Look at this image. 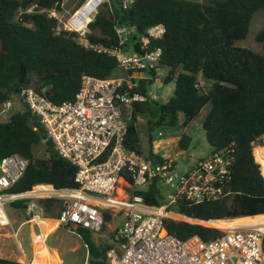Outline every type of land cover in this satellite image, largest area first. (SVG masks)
<instances>
[{"label":"trees","instance_id":"16d2710c","mask_svg":"<svg viewBox=\"0 0 264 264\" xmlns=\"http://www.w3.org/2000/svg\"><path fill=\"white\" fill-rule=\"evenodd\" d=\"M108 1L88 24L86 40L99 48L114 50L118 40L113 27L125 26L131 29L126 46H135L149 27L163 25L164 36L150 46L161 49L159 69L166 71L164 83L173 84L171 96L163 103L148 96L153 72L151 78L138 82L134 91L142 94L145 101L123 110L126 148L161 162L150 149L153 128H185L204 107L210 106L201 123L210 152L230 146L234 149L229 194L210 202H177L168 211L193 222L166 218V231L181 241L197 236L208 242L222 232L200 222L264 216V169L254 161L252 153V144L264 136V55L235 45L247 37L252 17L264 10V0H133L125 9L121 0ZM62 2L0 0V108L24 87L59 105L75 99L82 76H114L118 69L114 56L86 48L77 34L60 30L58 20L50 17L49 12L61 11ZM83 3L81 0L79 7ZM255 41L264 45V23ZM138 119L145 121L146 129L139 127ZM190 141L183 134L178 147L186 150ZM38 147L43 156L36 155ZM12 154L24 158L27 167L10 192H28L40 184L56 190L78 187L75 167L58 155L37 118L25 106L8 120L0 121V160ZM161 191L162 184L152 179L136 194L147 206L160 207L164 204ZM37 203L45 217L59 215V200L39 199ZM8 209L28 219L26 202H14L7 206V212ZM103 217L101 229L114 219L109 212H103ZM64 229L80 238L90 256L88 264H106V252L122 242L115 239L117 229L108 245L96 244L94 234L88 230ZM0 264L22 263L0 258Z\"/></svg>","mask_w":264,"mask_h":264},{"label":"built area","instance_id":"2783aa9c","mask_svg":"<svg viewBox=\"0 0 264 264\" xmlns=\"http://www.w3.org/2000/svg\"><path fill=\"white\" fill-rule=\"evenodd\" d=\"M132 2L121 0L124 9ZM91 3H95V7L88 21L72 22L76 11L64 28L59 22V29L77 34L86 48L114 56L122 74L106 79L84 75L75 99L59 105L39 96L30 87L22 88L15 96L37 118L58 155L75 167L78 187L56 190L51 185L40 184L28 192H10L22 177L27 161L17 154L1 159L0 227H11L7 206L18 201L26 202V223L38 227L46 225L50 221L37 200L56 199L61 209L55 225L62 228L98 233L104 223L103 212L123 219L115 235V239L122 242L106 252V264H264V224L218 229L222 234L208 242L197 236L181 241L164 228L166 218L193 222L168 211L177 202L197 204L229 194L234 149L230 146L211 152L183 170L177 163L178 154L154 162L126 148L123 110L132 103L145 101V97L134 90L139 81L151 78L150 72L154 73L151 85L161 80L165 71L159 69L162 51L150 45L164 36L165 28L163 25L149 27L135 46L129 44L128 47L131 29L114 26L117 48H99L90 44L85 36L92 17L109 1L84 0L80 9ZM50 17L56 18L54 14ZM200 85L199 81L196 86ZM12 99L2 104L0 117L10 109ZM152 179L169 188L167 199L160 207L147 206L136 194ZM12 236L16 238V232H12ZM43 241L41 233L34 239V243Z\"/></svg>","mask_w":264,"mask_h":264},{"label":"rangeland","instance_id":"374dc122","mask_svg":"<svg viewBox=\"0 0 264 264\" xmlns=\"http://www.w3.org/2000/svg\"><path fill=\"white\" fill-rule=\"evenodd\" d=\"M80 1L81 0H63L61 5V11L59 13L51 11L49 15L53 16L54 14L58 22H61V26L63 28L66 22L72 17V15L76 11H77L75 13L76 18H74L72 22L88 21V19H90L89 15L92 12V9H94L95 7V3H91L85 6L83 9H80L81 8V6L79 7ZM188 1H193L197 3H215L218 0H188ZM94 17H92V20L94 19ZM263 23H264V10H261L255 13L254 16L252 17L247 37L243 41L235 43V45L238 47L247 48L249 50L264 55V45L255 41V37L257 33L262 29ZM119 74H121V71L117 69L114 72V76L115 75L117 76ZM159 89H163L160 102L164 103L172 94L173 84L168 83L167 85H163L159 82L155 85V90L159 91ZM148 96L153 98V93L151 92L150 88L148 89ZM12 98H13L12 105L10 109L0 117L1 122L5 121L8 118V116H10L13 112L19 110L23 106V104L17 97L14 96ZM209 109L210 106L204 107L201 110L198 117L185 128L181 126L153 128L151 134L154 137V139H160L162 136L170 137L169 135H172L173 137H181L183 134L189 135L192 138V142L195 141V146L192 143L190 148L187 150L188 153L192 152L193 156L204 155L208 152L209 146L205 141L204 133L201 129V123L205 118L206 114L208 113ZM138 124L140 128L146 129V124L143 119H138ZM158 132H161V136H157ZM256 148L259 149L264 148V136L254 143L253 151H252L253 157ZM145 150L146 149L143 148V151ZM35 153L37 156H43L42 148L41 147L36 148ZM254 161H255V157H254ZM161 193H162L163 201L165 203L167 199V195L169 193V188L162 185ZM54 213L56 214V211ZM16 221L17 224L14 226V229L17 231V240L19 242V246L27 262H30L32 260L35 252L34 261L40 264H43L44 262H46L47 264H88L89 263L90 260L89 253L85 248V246H83L80 238L74 232L68 229H64L60 226L45 227L40 230L38 226L28 223L19 226V220L16 219ZM122 221L123 219L120 216H117L109 223H107L105 225V228L100 229L98 233H93L94 234L93 240L95 241V243L98 245L110 244L114 230H116L121 226ZM203 225L210 228L220 229L216 227L214 224L203 223ZM40 233L43 234L45 240L43 244L41 243L35 247L32 245L33 239L36 237V235H39ZM13 241L16 243L15 239H13ZM45 260H48V262Z\"/></svg>","mask_w":264,"mask_h":264},{"label":"crops","instance_id":"0c3cea01","mask_svg":"<svg viewBox=\"0 0 264 264\" xmlns=\"http://www.w3.org/2000/svg\"><path fill=\"white\" fill-rule=\"evenodd\" d=\"M121 74H122V72H121ZM121 74H119L117 76H120ZM165 74H166V71H164V73L162 74V76L160 78L161 80L159 81L163 85H167L164 83ZM159 82H157V83H159ZM156 84L150 85V89H151V92L153 93L154 100L160 101L161 94L163 93V89H159V91H156L155 90ZM180 120H182L181 117H180ZM159 134L161 136V132H158L157 136H159ZM169 136L170 137H163L162 136L160 139H154V141L151 143L150 149H151V152L154 155L160 157L161 160L166 159V158H170L173 155L178 154L179 156L177 157V159H178L177 163H178L180 169L187 170V169L191 168L194 161L201 159V158H204L211 153L210 148H209V150L206 154L193 156L192 152L188 153V151H187L190 148L192 143L195 146V141L192 142V138L189 135L188 136H189L191 141H190L189 146L186 150H182L178 147V142H179L181 137H173L172 135H169ZM42 212L44 214L43 209H42ZM7 214H8L9 220L11 222V227L10 228H1L0 227V258L13 260V261H16L19 263L27 262L24 254H23V252L19 246V242L17 240V231L14 229V226L17 224L16 219L19 220V226H21L23 224H26L27 217H25L23 214H21L20 212H18L15 209H8ZM26 216H28L27 212H26ZM45 218H47L50 221V223L47 226L46 225L39 226L38 228L40 230L42 228H45V227L56 226L55 225V220L57 218L56 216L55 217L54 216L45 217ZM172 219L176 220V218H174V217H172ZM209 222H211V221H209ZM203 223L205 224L207 222H200V224H202V225H203ZM12 232H16V238L12 236ZM13 239H15L16 243L13 241ZM34 239L32 242L33 246H35ZM44 240H45V238H44ZM34 257H35V252H34L33 258L30 262L36 263V261H34ZM45 261L48 262V260H45ZM43 264H47V263L44 262Z\"/></svg>","mask_w":264,"mask_h":264},{"label":"bare ground","instance_id":"6f19581e","mask_svg":"<svg viewBox=\"0 0 264 264\" xmlns=\"http://www.w3.org/2000/svg\"><path fill=\"white\" fill-rule=\"evenodd\" d=\"M94 9H92L93 12ZM91 12V13H92ZM90 13V14H91ZM90 17V15H89ZM254 157L255 160L260 163L264 168V148H256L254 151ZM206 224H214L216 227L220 229L224 228H237L241 226H251V225H257V224H264V216H254V217H242V218H236L232 220H222L214 221V222H207ZM49 225V223H48ZM41 244L40 242L35 243V247ZM35 263V262H34ZM36 264V263H35Z\"/></svg>","mask_w":264,"mask_h":264},{"label":"water","instance_id":"95a60500","mask_svg":"<svg viewBox=\"0 0 264 264\" xmlns=\"http://www.w3.org/2000/svg\"><path fill=\"white\" fill-rule=\"evenodd\" d=\"M211 222H214V221H211Z\"/></svg>","mask_w":264,"mask_h":264}]
</instances>
